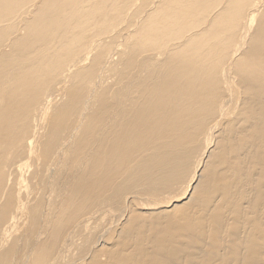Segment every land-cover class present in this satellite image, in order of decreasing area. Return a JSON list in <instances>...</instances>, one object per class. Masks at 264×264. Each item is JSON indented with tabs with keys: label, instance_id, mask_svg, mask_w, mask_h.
<instances>
[{
	"label": "bare ground",
	"instance_id": "obj_1",
	"mask_svg": "<svg viewBox=\"0 0 264 264\" xmlns=\"http://www.w3.org/2000/svg\"><path fill=\"white\" fill-rule=\"evenodd\" d=\"M0 264H264V0H0Z\"/></svg>",
	"mask_w": 264,
	"mask_h": 264
}]
</instances>
